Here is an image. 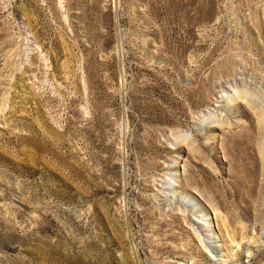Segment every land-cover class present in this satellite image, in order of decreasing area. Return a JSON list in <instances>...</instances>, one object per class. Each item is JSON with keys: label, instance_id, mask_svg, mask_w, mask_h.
Returning a JSON list of instances; mask_svg holds the SVG:
<instances>
[{"label": "rangeland", "instance_id": "1", "mask_svg": "<svg viewBox=\"0 0 264 264\" xmlns=\"http://www.w3.org/2000/svg\"><path fill=\"white\" fill-rule=\"evenodd\" d=\"M246 246L264 0H0V264H264Z\"/></svg>", "mask_w": 264, "mask_h": 264}, {"label": "bare ground", "instance_id": "2", "mask_svg": "<svg viewBox=\"0 0 264 264\" xmlns=\"http://www.w3.org/2000/svg\"><path fill=\"white\" fill-rule=\"evenodd\" d=\"M199 223H200L201 225H204L203 222H199ZM246 248H247V250L252 251V250H250L247 246H246ZM254 251H255V252H254ZM252 253H253V261H254L255 263H258V262H261V261L264 260V250H259V251H258V249H256V250H253ZM252 264H253V263H252Z\"/></svg>", "mask_w": 264, "mask_h": 264}]
</instances>
